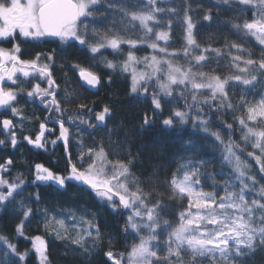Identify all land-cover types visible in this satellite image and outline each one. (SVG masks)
<instances>
[{
  "label": "snow or ice",
  "instance_id": "obj_1",
  "mask_svg": "<svg viewBox=\"0 0 264 264\" xmlns=\"http://www.w3.org/2000/svg\"><path fill=\"white\" fill-rule=\"evenodd\" d=\"M168 2L0 0V44L12 45L0 46V149L27 144L47 153L61 148L65 160L63 172L33 166L35 192H29L22 172L12 175L10 156L0 162V211L17 209L15 238L31 245L20 250L0 233L6 264H28L32 257L36 264H52L50 244L56 241L89 264L93 258L100 264H248L264 251V0H213L206 8L197 3L208 22L200 27L190 0H183L182 15L166 7ZM220 11L230 13L223 23L237 39L225 37L218 46L211 38L202 43L199 34L222 22ZM176 19L179 46L173 35ZM253 42L259 55L253 54ZM22 43L56 44L60 51L50 48L24 59ZM71 49L87 52L98 66L62 59ZM66 63L90 91L111 86V74L126 77V95L148 105L139 131L157 123L167 132L191 129L169 174L162 177L159 167L144 177L135 171L139 153L131 150L124 122L109 127L120 105L89 107L67 72L63 84L58 82L55 72ZM100 67L111 73L107 79ZM26 104L38 106L43 117L25 115ZM37 120L35 133L29 134L25 125ZM85 131L93 138L104 131L106 138L88 145ZM197 135L219 159L197 149ZM212 163L221 171L209 173ZM40 187L59 193L78 188L123 217L124 250H114L116 238L98 219L102 213L84 206L50 210ZM34 222L44 234L28 235Z\"/></svg>",
  "mask_w": 264,
  "mask_h": 264
},
{
  "label": "trees",
  "instance_id": "obj_2",
  "mask_svg": "<svg viewBox=\"0 0 264 264\" xmlns=\"http://www.w3.org/2000/svg\"><path fill=\"white\" fill-rule=\"evenodd\" d=\"M193 5L194 12L198 13V16L194 15V19L199 18L200 25H207L208 22L202 20L205 8L213 3V0H190ZM201 3L205 5V8H196V4ZM166 7H176L179 9V14L182 15L183 12V0H169ZM220 7H226L221 5ZM212 15L217 17V12L215 8L213 9ZM219 19L221 23H213L210 27H206L204 31L199 34V39L202 43L209 41L211 38L214 46H218L224 42V38L227 37L230 40H236L237 37L228 30L227 25L223 23L231 19L229 12L220 11ZM181 22L176 19L173 23V28L175 31L173 35L177 37L174 43L179 46L180 44V29L179 24ZM218 37V39H217ZM52 45V44H51ZM254 55H259V47L253 42L251 44ZM50 48H56L57 52L60 51L59 47L56 44L53 46H44L32 48V51L23 55L24 59L33 58L34 54L37 51H45ZM150 50L147 51H138V56H143L149 54ZM123 57L121 56L120 59ZM62 59H70L82 63L83 66L88 67H97L95 61L91 59L87 52L77 51L71 49L64 54ZM109 59H113L112 56H109ZM71 65L66 63L64 68H58L55 72L58 82L61 83L59 75L64 77V73L67 72L70 81H72L71 86L76 88L79 95L85 99L89 107H101L105 102H111L119 104L120 107L115 108L116 120L109 125V127H114L119 125L121 121L124 122L125 129L130 133L129 140L131 150L134 154L139 153V163L136 165L135 171L140 174L142 177L148 176L151 173L153 167H159L161 169V176L169 174L172 161L177 154L181 153V149L184 144L183 141L186 137L191 134V129H188L184 132H167L159 127L151 128L147 131H139L140 123V114L143 109L148 107L146 104L135 103L132 99L126 95L129 87V81L126 77L122 76L119 72L115 74L109 73V70L100 67V72L103 75L104 79H107V75H112V85L109 86L104 84L103 88L94 94L86 91L84 87L81 86L80 81L77 78V74L70 70ZM73 105V109H74ZM35 112V111H34ZM30 110H24L25 115H39L43 117V114H36ZM230 119V118H229ZM32 123L38 126L39 121H32ZM26 131L28 127H26ZM215 126V125H214ZM94 131V130H88ZM32 133V131H27ZM85 143L91 145L93 139L99 140L101 137L106 138V133L101 131L96 137H90L87 134V131L83 132ZM124 132L120 133V138H123ZM202 135V134H201ZM238 136V133H237ZM0 138H4L0 135ZM193 139L197 145V149L201 151L205 157H214V149L212 145L206 141L201 140L200 136H194ZM11 157L14 161V168L12 175H15L17 172H22L23 175L27 178L29 185V192H35L37 189L35 186L31 185L32 181V170L33 166L37 163L44 164L46 167L52 168L54 171L63 172L65 170V160L63 149L57 148L55 150H49L46 153L37 152L31 149L27 144H24L23 147H18V149L13 152L10 148L0 149V162L4 159ZM73 156H75V151H73ZM219 159L218 155L214 157ZM253 163L254 170L256 168L254 161ZM59 165V167H57ZM209 173H218L221 171L220 165L218 163L209 164L207 167ZM227 171V169H224ZM219 178V177H218ZM264 183V181H262ZM41 193V199L44 206H47L50 210H57L61 208L69 207H79L84 206L93 210H96L102 213L98 216V219L102 221V226H104V231L109 235L115 237V249L123 251L124 250V241L123 234L120 231V228L123 224V217L113 215L111 211L107 208H103L97 203L95 198L87 192H83L78 188H70L67 193H59L53 189L40 187L38 189ZM35 208V204L32 205ZM178 207V206H177ZM19 215L17 209L14 206H8L3 211H0V233L8 235L10 238L17 243V246L20 250L30 248V242L19 238H15V225L19 220ZM168 218L170 220L174 217L169 214ZM28 235L34 234H44L38 229L37 224L34 222L31 227L27 230ZM46 238L51 241V236H46ZM67 253V254H66ZM50 256L52 264H89L84 257L80 256L78 253L74 254L68 249H66L59 241H56L54 244H50ZM6 259L2 253H0V264H6ZM28 264H36L34 257L30 258ZM92 264H100V258H93ZM248 264H264V251H257V253L249 259Z\"/></svg>",
  "mask_w": 264,
  "mask_h": 264
},
{
  "label": "flooded vegetation",
  "instance_id": "obj_3",
  "mask_svg": "<svg viewBox=\"0 0 264 264\" xmlns=\"http://www.w3.org/2000/svg\"><path fill=\"white\" fill-rule=\"evenodd\" d=\"M0 46L7 47V48H11L12 47V45L11 44H8V43L0 44ZM44 46H53V44L52 45L51 44H31V43H27V44L22 43L21 44V48H22L23 55L26 53V51H28V53L30 52V50L32 51V48L44 47ZM23 55H22V58H23ZM61 84H63V83L61 82ZM24 110H30L31 113L35 111L34 113H36V114L40 113V114H43L44 115V113L41 111V109L38 106H36V105L26 104L24 106ZM34 133H35V131H32V133H30V134H34ZM50 150L52 151V149H50ZM35 151L45 153L42 150H35ZM13 168H14V166H13Z\"/></svg>",
  "mask_w": 264,
  "mask_h": 264
},
{
  "label": "rangeland",
  "instance_id": "obj_4",
  "mask_svg": "<svg viewBox=\"0 0 264 264\" xmlns=\"http://www.w3.org/2000/svg\"><path fill=\"white\" fill-rule=\"evenodd\" d=\"M59 78H60V80H61V82L63 83V80L65 79V77H63V76H61V75H59ZM71 83H72V81H70ZM73 84V83H72ZM27 125V127H28V129L29 130H27V131H35V125L33 124V123H31V125H29V124H26ZM29 133V132H28ZM19 147V146H18ZM11 149V148H10ZM13 152H15L16 150H13V149H11Z\"/></svg>",
  "mask_w": 264,
  "mask_h": 264
},
{
  "label": "water",
  "instance_id": "obj_5",
  "mask_svg": "<svg viewBox=\"0 0 264 264\" xmlns=\"http://www.w3.org/2000/svg\"><path fill=\"white\" fill-rule=\"evenodd\" d=\"M80 83H81V81H80ZM85 88V87H84ZM85 89H87V88H85ZM88 90V89H87ZM90 91V90H89ZM96 91H98V90H95V89H93V90H91L90 92H96Z\"/></svg>",
  "mask_w": 264,
  "mask_h": 264
},
{
  "label": "bare ground",
  "instance_id": "obj_6",
  "mask_svg": "<svg viewBox=\"0 0 264 264\" xmlns=\"http://www.w3.org/2000/svg\"><path fill=\"white\" fill-rule=\"evenodd\" d=\"M86 91L90 92V91H89V90H87V89H86ZM98 91H99V90H98ZM98 91H96V92H93V93H97ZM91 93H92V92H91ZM26 127H27V126H26Z\"/></svg>",
  "mask_w": 264,
  "mask_h": 264
}]
</instances>
